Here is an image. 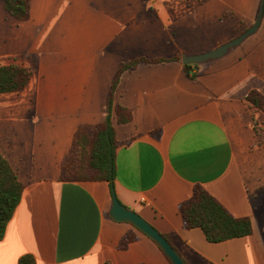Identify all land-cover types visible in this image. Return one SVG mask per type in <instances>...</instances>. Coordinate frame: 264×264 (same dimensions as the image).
I'll return each instance as SVG.
<instances>
[{
  "label": "crops",
  "instance_id": "crops-1",
  "mask_svg": "<svg viewBox=\"0 0 264 264\" xmlns=\"http://www.w3.org/2000/svg\"><path fill=\"white\" fill-rule=\"evenodd\" d=\"M261 4L31 0L30 19L19 21L0 3V66L33 72L25 90L0 95V152L25 184L0 240V264L26 254L37 264H172L151 237L111 217L108 181L64 180L62 166L76 130L105 120L123 63L214 50L252 27ZM68 11L90 19V38L63 40ZM171 26L182 40L171 38ZM255 90L264 95V13L258 29L222 57L188 70L183 61L142 63L123 73L115 91V104L133 113L124 124L113 114L117 197L187 264H264V110L248 100ZM196 184L234 216L250 217L253 233L211 243L201 228H184L179 205ZM131 230L138 239L119 249Z\"/></svg>",
  "mask_w": 264,
  "mask_h": 264
},
{
  "label": "trees",
  "instance_id": "trees-1",
  "mask_svg": "<svg viewBox=\"0 0 264 264\" xmlns=\"http://www.w3.org/2000/svg\"><path fill=\"white\" fill-rule=\"evenodd\" d=\"M3 1L5 9L14 18L19 21L30 19L31 0ZM174 60L182 62V57H137L120 66L108 96L105 120L98 124L80 126L76 130L71 150L62 166V179L108 181L112 193H116V151L119 143L116 138L113 114L116 113L118 122L124 124L133 120V113L129 108L115 104V91L124 72L134 70L142 63L152 64ZM189 68L191 65L185 64V69ZM191 71H188L189 74ZM32 76L33 72L22 65H1L0 95L25 90ZM192 76L196 77L197 73ZM248 100L253 106L264 110V95L259 91L250 92ZM160 132L161 129L152 131L154 135H159ZM24 191L25 184L18 179L9 159L0 152V240L5 236L7 225L14 216ZM179 212L184 228H201L211 243H220L253 233V223L250 217L234 216L201 184H196L192 196L180 203ZM137 239L138 234L135 231L127 232L120 240L119 249H127ZM18 264H37V260L32 254H26L20 258Z\"/></svg>",
  "mask_w": 264,
  "mask_h": 264
},
{
  "label": "water",
  "instance_id": "water-1",
  "mask_svg": "<svg viewBox=\"0 0 264 264\" xmlns=\"http://www.w3.org/2000/svg\"><path fill=\"white\" fill-rule=\"evenodd\" d=\"M264 13V0H262L261 9L259 15L253 24L247 31L236 37L232 41L225 43L224 45L199 54V55H183L182 61L184 64L192 65L197 63H203L210 59L222 57L227 51L240 44L247 36L253 34L259 27L261 19ZM111 217L117 221H126L132 223L140 231L151 237L164 251L172 264H187L183 256L177 251V249L170 243L165 235H163L158 229H156L150 222L143 218L139 213L129 209L127 206L121 203L117 194H113V203L110 210Z\"/></svg>",
  "mask_w": 264,
  "mask_h": 264
},
{
  "label": "rangeland",
  "instance_id": "rangeland-1",
  "mask_svg": "<svg viewBox=\"0 0 264 264\" xmlns=\"http://www.w3.org/2000/svg\"><path fill=\"white\" fill-rule=\"evenodd\" d=\"M53 1H54V5L55 6L59 2V0H53ZM0 3H3V0H0ZM188 4L189 3H187L186 5H188ZM74 5H75V3H74ZM186 7L187 6L184 7L182 12L183 11L185 12V8ZM2 10H3V8H2ZM2 13L5 14V15H8L5 10H3ZM71 13L72 12L68 11V12H64V14H63V17H65V20L67 19V21L70 22L69 25H67V24L64 25V20H62L63 22H61V26L64 25V28L62 29L63 36H64L63 40L64 41H68L70 39H78V38H85L86 39V38H90L91 37V33L89 32V30L91 29L89 27L90 19L85 18V19H79L78 20L76 17L71 16ZM7 17H9V16H7ZM3 27H7L6 23L3 25ZM0 28H1V24H0ZM173 28H174L173 26L170 27V30H173V31H171V38L173 40H176V41L182 40L181 36L176 34L177 32L174 31ZM191 32H192V30H191Z\"/></svg>",
  "mask_w": 264,
  "mask_h": 264
}]
</instances>
